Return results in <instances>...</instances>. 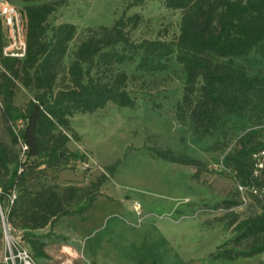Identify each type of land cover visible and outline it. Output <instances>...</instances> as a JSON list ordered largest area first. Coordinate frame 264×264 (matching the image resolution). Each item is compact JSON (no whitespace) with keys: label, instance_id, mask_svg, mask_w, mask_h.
I'll use <instances>...</instances> for the list:
<instances>
[{"label":"trees","instance_id":"1","mask_svg":"<svg viewBox=\"0 0 264 264\" xmlns=\"http://www.w3.org/2000/svg\"><path fill=\"white\" fill-rule=\"evenodd\" d=\"M22 1L20 9L27 18L24 58L3 54L6 40L0 21V126L3 120L11 135L9 143L0 138V187L4 195L16 194L9 217L23 230L34 256H48L42 237L53 233V226L62 217H86L121 159L106 165L107 170L84 187L52 184L33 188L30 175L43 165L88 159L86 151L68 147L72 137H79L71 117L109 103L133 107L136 101L128 89L129 75L114 70V65L136 54H140L138 66L143 69H165L173 58L182 64L185 80L178 102L180 116L189 110L196 133L215 136L209 148H226L222 167L237 183L258 189L257 193L250 191L248 197L257 199L261 208L244 217L230 209L236 201H227L222 218L235 231L236 247L215 257L234 259L263 252L264 166L259 162L264 150V70L251 74L234 57H247L254 50L264 58V0H165L168 7L181 10L179 33L173 39L139 41L130 32L138 26L141 15H127L125 8L111 27L101 26L100 31L97 28L81 40L67 65L65 57L77 26L71 21H49L67 0ZM21 87L35 92L23 105L15 102ZM231 116L250 119L248 126L241 127L233 146L227 135L235 126ZM21 142L28 145L24 154ZM153 150L166 160L195 165L198 171L206 166L203 160L172 148ZM48 225V232H35Z\"/></svg>","mask_w":264,"mask_h":264},{"label":"rangeland","instance_id":"2","mask_svg":"<svg viewBox=\"0 0 264 264\" xmlns=\"http://www.w3.org/2000/svg\"><path fill=\"white\" fill-rule=\"evenodd\" d=\"M4 1L19 8L24 5L22 0H0ZM133 1L136 0H67L61 5L49 21H71L77 26L65 65L81 40L97 28L100 31L101 26L111 27L125 8L127 15H141L138 26L130 32L134 40L177 36L181 10L168 7L165 0H142L140 4ZM139 60L140 54H136L114 65V70L129 75L128 89L136 101L133 107L109 103L94 112H79L71 117L79 137H72L68 147L86 151L88 159H72L53 167L43 165L30 175L33 188L52 184L84 187L106 171V165L121 159L101 186L103 194L85 213L86 217L66 215L54 226L79 234L81 251L86 249L88 253L85 259L82 257L83 264H264V251L234 259L215 257L236 247L235 231L222 218L227 201H236L230 209L240 217L260 210L261 205L255 198L240 202L243 199L237 181L222 167L226 148H209L215 136L196 133L189 110L180 116L178 102L185 80L182 64L173 58L167 68L150 70L140 68ZM234 60L251 74L264 70V58L257 51L247 57L235 56ZM34 93L21 87L15 102L23 105ZM231 118L235 126L227 135L233 146L241 127L248 126L250 119ZM0 138L11 141L3 120ZM153 147L185 152L203 160L206 166L198 171L195 165L166 160L156 155ZM10 197L0 188V208L9 205ZM53 234L49 236L62 243L73 241L69 234ZM64 248L62 251L70 253L69 247ZM66 258L54 256L37 262L66 264Z\"/></svg>","mask_w":264,"mask_h":264},{"label":"built area","instance_id":"3","mask_svg":"<svg viewBox=\"0 0 264 264\" xmlns=\"http://www.w3.org/2000/svg\"><path fill=\"white\" fill-rule=\"evenodd\" d=\"M0 21L3 24L6 40L3 46V54L5 56L24 58L27 52V18L24 12L11 2H0ZM2 106L3 101L0 96V107ZM21 125L22 123L19 122V126ZM20 145L22 154H24L28 145L24 142H21ZM261 153L263 158L259 162L260 167L264 166V150ZM257 172L258 169L256 170ZM237 187L243 201L249 199L248 193L250 191L255 193L258 191L255 186L241 183H237ZM10 196L9 205L5 208H0V225L5 249L3 260L7 264H39L24 237L23 230L15 226L10 220V207L16 194L12 193Z\"/></svg>","mask_w":264,"mask_h":264},{"label":"crops","instance_id":"4","mask_svg":"<svg viewBox=\"0 0 264 264\" xmlns=\"http://www.w3.org/2000/svg\"><path fill=\"white\" fill-rule=\"evenodd\" d=\"M50 229H51V226L48 225L47 227L36 229L35 232L40 233V234H44V233L48 232ZM0 231H1V227H0ZM52 232L54 233L53 236L59 235L60 233L69 234V235H71V239H73V241L71 243L67 244L64 242L62 243V242L56 240L55 238L52 239L50 236H44V237H42V240L46 242L44 249L48 253V256L47 257H39L36 259L48 260L54 256H60V257L66 256L67 258L63 263H66V264H83L82 257L84 256V259H85L86 256L88 255V253H87L86 249L84 251H81V246H79V244L81 243L79 234L77 232H75V230L71 231L68 228H65V227L58 228L57 226H53ZM77 235L79 238L77 237ZM54 244H56V246H54ZM87 244L88 243L85 244L86 247H87ZM64 247H69L70 253H66V251H62V250H66ZM4 251H5L4 241H3L2 235L0 234V264H7L3 260ZM45 264H47V262H45Z\"/></svg>","mask_w":264,"mask_h":264},{"label":"water","instance_id":"5","mask_svg":"<svg viewBox=\"0 0 264 264\" xmlns=\"http://www.w3.org/2000/svg\"><path fill=\"white\" fill-rule=\"evenodd\" d=\"M61 154H64V151H62Z\"/></svg>","mask_w":264,"mask_h":264}]
</instances>
